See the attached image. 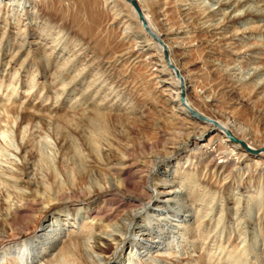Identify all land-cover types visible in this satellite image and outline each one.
<instances>
[{"label": "rangeland", "instance_id": "obj_1", "mask_svg": "<svg viewBox=\"0 0 264 264\" xmlns=\"http://www.w3.org/2000/svg\"><path fill=\"white\" fill-rule=\"evenodd\" d=\"M108 1L109 6L114 4L113 8L127 16V31L133 37L123 39V28L120 22L111 23V11L105 0H0V114L6 137V143L0 144V171L9 166L19 172L20 161H28L26 182L21 185L40 194L42 199L17 213L8 211L10 219L0 220V264L18 259L17 251H6L7 247L27 241L43 243L47 234L52 236L53 243L34 259L30 251L29 264L52 259L65 240L74 235L84 237L92 226L91 233L102 232L111 216L101 221L92 220L94 223L88 229L85 225L91 218L83 213V208L78 209L74 220L67 213L84 204L99 206L102 200L113 199L117 191L122 196L112 203L117 204L116 200L125 197L139 207L128 223L130 231L123 237L119 250L98 255L105 260L102 264H219L232 250L237 253L232 254L241 256L246 263L264 264V181L258 177L254 183L249 182L245 190L241 183L247 180L246 174L224 180L223 175L212 177L199 166L194 175L198 179L197 186L185 185L183 174L188 171L189 163H184L185 158L196 145L216 133L217 127L210 122L213 125L199 136H190L183 142L180 138L170 140L175 128L172 114L165 105L173 89L170 76L157 71L164 68L152 60L158 57V52L151 42L142 43L138 38L140 25L130 12L132 7L124 0ZM159 1L137 0L143 15L146 14L159 31L180 23L178 7L183 8V4L194 9L209 7L219 13L229 9L220 8L216 0ZM250 4L251 8H256L254 3ZM260 4H264V0H257V5ZM189 35L194 36L186 40ZM189 35H164V38L173 46L174 60L191 81L187 94L193 107L221 118L231 117L236 128L247 130L259 143H264V111L259 100L255 98L256 103H250L252 95L220 93L216 87L218 81L220 84L221 80L225 81V69L229 66L264 67V17L253 16L233 23L219 36L226 38L225 41L213 42L198 31ZM147 37L150 36L147 34ZM181 40L186 43L194 40V45L188 42L186 47H178ZM251 44L256 49L243 55ZM133 45L142 46L140 56L114 61L117 54ZM18 47H22L21 51L15 55ZM45 47L44 53L39 52ZM208 48L213 53H207ZM78 54L81 55L78 57ZM150 54L157 57L151 58ZM155 75L162 76L153 77ZM72 79L76 81L74 88L67 85ZM161 79L166 80L165 83H157ZM205 89V94L215 99L209 101L211 105L207 108L199 96V91ZM174 106L177 109V103ZM94 109L100 113L98 117L93 116ZM178 140L176 149L169 148ZM259 155L264 160V154L251 152L241 165L252 167V157ZM113 167L116 170L124 167L123 173L116 177L124 189L112 188L85 197L90 189L106 186L112 180L113 169L109 168ZM5 186L0 182V192ZM224 187L228 189L223 190ZM172 189L178 195L174 201L185 204L183 209L178 207L172 211L171 205L163 209L164 205L157 212L144 213L148 200L156 202L157 198H168L172 193L167 192ZM190 189L200 199L202 194L204 198L186 206L184 190ZM8 190L16 195L20 192L14 187ZM43 199L49 203L40 210ZM245 201L250 203L249 207ZM221 202L243 209V214L237 219L231 212L227 222H217L226 215L225 209L220 210ZM4 208L0 202V209ZM124 210L127 211L125 206ZM145 216L151 220L144 219ZM56 217L59 218L55 222L57 228L65 222L61 230L50 227L44 231ZM64 218L67 219L63 221ZM247 219L253 223L251 230H247L244 223ZM208 220L211 222L198 234L199 224ZM145 223L152 227L158 223L153 229L168 232L171 241H162L152 234L150 237L155 240L149 241L145 249L137 246L128 253L131 240L144 242L147 237V232L138 227ZM233 235H236L235 241H231ZM212 236L219 237L213 244L208 243ZM245 239H251L248 251L242 241ZM82 241L88 246L91 244L86 236ZM77 256L79 259L75 257L73 264H92L96 260L90 250Z\"/></svg>", "mask_w": 264, "mask_h": 264}, {"label": "bare ground", "instance_id": "obj_2", "mask_svg": "<svg viewBox=\"0 0 264 264\" xmlns=\"http://www.w3.org/2000/svg\"><path fill=\"white\" fill-rule=\"evenodd\" d=\"M183 1L184 0H180L181 3ZM212 1H215V0H212ZM124 2H126V4H128V6L131 7V5L126 0H124ZM156 2H160V1L156 0ZM105 3L107 6H109V3L111 2H109L108 0H105ZM215 3L218 4L220 8L221 7L229 8L228 11L219 13V11L215 12L214 10H211L209 7H205V8L195 7L196 9H194L189 4H183L181 5L183 6V8L178 7V12L180 13L179 14L180 23L176 25L175 27L174 26L166 27V29H164L163 31L157 30L151 23L148 16L144 14V19L148 27V30H145L144 27L142 26V23L138 20L132 8H130V12L132 13V16L138 21V24L140 25L139 26L140 35H138L139 36L138 38L141 39L142 43L151 42L153 47H155L156 51L158 52V57L155 54H150L149 56L151 58L157 57L155 59L152 58V60H156V63H158V65H161L162 68H164V70L161 69L157 71L162 72V75L164 72L170 76V80H171L170 84H172L173 89L172 90L169 89L170 93L168 95L166 94L168 97L165 103V105L167 104L168 111L172 114L171 116L172 121L175 125V128H173V130L170 133L171 134L170 140H173V138H175L174 140H177V138H180L181 140L180 142H183L185 138H189L190 136L201 135L208 127H211L213 124H215V126L217 127L216 133L211 135L205 142H201L200 144L196 145L193 151L190 153V156H187L185 158L184 163L186 164L189 162L186 167L188 171L185 172V174H183V177H185L184 181L186 182L185 185L191 183L192 186H197L195 185V183L197 182L198 179L197 178L195 179L194 175L197 173L199 166H202L206 170V173H211L212 177L223 175L224 180L237 178L239 176H242L243 174H246L247 180L241 183V187L246 190L248 189V183L249 182L254 183L258 177L261 178L262 181H264L263 156L259 155L257 157H252L251 159V162L253 164L252 167L250 166L248 167L247 164H245L244 166L241 165V162L243 161V159L248 157L252 151L245 150L241 148L239 145L232 142L225 135V132L223 129H228L229 131H231L233 136L245 142L247 146L252 150H259L263 148L264 143H259L260 141L258 142V140L254 136H252L247 130H243V129L239 130L238 128H236V122L231 117L221 118L217 114L216 115L206 114L202 110H199L193 107V105L188 99V94H187V90L191 87L190 85L191 81L185 74H183L182 72L183 69H181L180 66L174 60L172 56L173 46H171L166 41V38H164V35L165 37L167 35H182V34L189 35L190 32H192L193 34L194 32L198 31L210 37V39H212L213 42L217 40L218 42L223 41V40L225 41L226 38L224 37L219 38V36H221L223 32L226 29H228L233 23L243 22L253 16L264 17V4L257 5V0H216ZM250 3H254L256 5V8L255 9L251 8ZM113 7H116V6H114V4L113 6H109V10L111 11V15H112L111 23L120 22L121 24L120 28H123L121 35L123 39L128 40L129 38L133 37V34L127 31L128 29L127 24H126L127 19H125L127 16L125 17V15L121 11L116 10ZM141 10L143 13V9ZM235 11H238V12H235ZM145 32L150 37H147V34H145ZM135 35L137 34L135 33L134 36ZM193 36L194 35L187 36L186 40H188V38H192ZM215 36H218V38L217 37L214 38ZM236 41H239V40H236ZM188 42L193 43L192 45H194V40H189L187 41V43ZM187 43L182 42L181 40V42L179 43L180 46H178V44L176 46L186 47ZM0 44L2 43L0 42ZM216 44L218 43L216 42L213 45L215 46ZM21 48L22 47H18V49L16 50L14 54L18 55L21 51ZM45 49L46 47L43 49L40 48L39 52L44 53ZM255 49L256 47L251 44L245 50L243 55H249V52L251 53ZM141 51H142V46L140 47H138L137 45L130 46L122 50L121 53L117 54V56H115L116 59L114 61L119 62L121 59L128 58L133 55H136L138 57L140 56ZM207 53L211 54L213 53V50L211 48H208ZM80 55L81 54H78V57ZM54 58L55 57L53 56V59ZM169 65L172 66L169 68L170 70L167 68ZM225 71H226L225 75L227 77L226 76L223 77L225 81L223 82V80H221V84L218 81L219 86H216V87H219L218 91L220 93L229 92L230 94L231 93H238V94L245 93V94L252 95L253 99L251 100L249 99L250 103H256L255 98H257V100H259L260 106H262L261 110L264 111V67L262 66L260 68L252 67V69L251 68L238 69L233 66L232 67L229 66L227 69H225ZM162 75H155L153 77H158ZM177 75L179 76V78L176 77ZM165 81L166 80L161 79V80H158V82L157 81L156 82L160 84L163 82L165 83ZM226 81H229L230 84L226 85L227 84ZM75 82L76 81L72 79L69 82H67V85H71V88L72 87L74 88ZM235 83H238L236 84L237 86L235 85ZM205 93H206V89L202 90V92L199 91V96H200V99H202L204 107L207 108L209 107V105H211L209 101H213L215 99H213V97L210 98V96H207ZM182 95L184 97H182ZM176 103H177V106H176L177 109L174 106V104ZM175 109L177 113L174 112ZM92 113L94 114L93 115L94 117L96 116L98 117L100 114L96 109L92 110ZM181 114L184 116H181ZM200 116H202L204 119L201 118ZM1 119L2 118L0 114V144L1 142L6 143L5 132L2 130V127H1V123L3 122V120ZM210 122L213 124L211 125ZM178 144H179V140L178 142H172L169 148L176 149L179 146ZM15 149L22 150V147L20 148L16 147ZM148 159L150 158L148 157ZM20 163H21V166L17 167L19 169V172L14 171L13 168L9 166H5L3 172L2 170L0 171V182L6 185L8 188L14 187L20 191L19 194L16 195L13 192L9 191L8 188H6V186L4 190L1 189L2 191L0 192V202H2L5 205L4 209H0V220L1 221L2 219L4 220L10 219L11 216H10V213H8V211L17 213L21 210L26 209L28 204L33 203L37 201L38 199L40 200L41 198L40 194H37L36 192L31 191L26 186L23 188L24 185L23 186L21 185L22 184L21 182H26L24 181V177L28 175L29 163L28 161H25V160L24 161L21 160ZM109 164H111V162ZM142 165L144 164L142 163ZM123 168L117 169V170L114 167L109 168V169H113L112 180L110 179V181L108 182L106 186L99 187L97 189H90L85 195V197L91 194L97 193V192L107 191L112 188L124 189L122 182L118 178H116L123 173L122 172ZM189 169H191L190 172H189ZM17 174L18 176H21V177L20 178L12 177V175H17ZM229 182L227 183L228 185H229ZM226 188L227 187H224L223 190H225ZM184 192H186L185 193L186 206H189L193 204L194 202L198 200H202V198H204L203 194L201 196V199L197 197L196 193H194V191L191 189L190 191L184 190ZM161 193H166V192H161ZM167 193H172V194L168 198H164V199L162 198L160 200L157 198L156 202H151V200H148L146 202V208L144 210V213L147 212L146 215H148L149 212H157L158 209H162V208L165 209L166 207H169V205H171L170 209H172V211H175V208H178V207L182 208L185 205L179 202V200L174 201V198L177 197L178 195L175 194V191L173 189L169 190ZM120 195L122 196V194H120V192L117 191V193L113 195V199L102 200L103 204L101 203L99 206L97 205L95 206V204H89V205L84 204L78 207L77 210H72L71 213H67V215H71L72 216L71 219L74 220L78 216V209L83 208L82 209L83 213L91 218V220L89 219L90 221L86 222V225H85V227H87L88 229L92 226V223H94V222L91 223V221L94 219H96V221H99V220L101 221L110 216L111 218L107 220L108 222L103 225L102 232L100 233L92 232L91 233V229L93 226L91 227L90 230L85 231V234L83 235H85L86 238L91 239V244L89 246L84 241H82L83 238H85V236L83 237L81 235H74L73 237L65 240L64 245L58 248L55 256L52 259H46L45 260L46 262H42V264H73L75 257L76 259H79L78 258L79 256L77 255L87 250H90L92 254L94 255V257H96V260L92 262V264H102L105 262V260H101L100 257L98 258V255H101V254L105 255L106 253H109V254L116 253L119 250L123 237L127 234V232L130 231V226L128 223L131 221L132 217L135 215L136 209L139 207L137 206L138 204H135V205L133 204L134 201H131L130 199H127L125 197H122V199L116 200L118 202L117 204L112 203V201L115 200ZM159 201H162V205H159ZM259 202L261 201L259 200L258 203ZM48 203H49V200L46 201L45 199H43V202L40 205L41 206L40 210L44 209ZM218 203L219 202L216 200L215 204L218 205ZM248 203H249L248 201L244 202V204L249 207L250 203L249 204ZM220 204H222L220 210L225 209L226 215L225 217H219L217 222H220V221L227 222L229 219H231V216H229L231 212L237 216V219L241 215V213L243 214V209L241 210L237 206L229 207L227 204L222 203V202ZM124 206L127 211L124 210ZM161 206H164V207L161 208ZM66 219L67 218H64L62 220L65 221ZM111 219H114L115 221L112 222ZM144 219L151 220L148 218V216H145ZM58 220L59 218L57 217L51 219L50 223H48L44 227V231H46V229L47 228L49 229L50 227L51 228L53 227L54 230H59V229L61 230V227L63 226V224H65V222L61 224L62 226L57 228V224L55 222ZM210 222H211L210 220H208L207 222L206 221L201 222L199 224L200 229L198 230V234H201V232L203 231L202 229H204L206 225L209 224ZM244 223L246 224L247 230L249 229L251 230V226L253 223L248 219ZM135 226H137V224ZM157 226H158V223L154 225V227H157ZM138 227H139V230H142V231L144 230L147 232L146 234L147 237L144 238V242L136 241L135 243H133L134 241L131 240L128 243L129 245L128 253L132 252V250H134L137 246H138V249L140 248L145 249L149 241H154L155 240L154 238L156 237L160 238L162 241L169 239L168 232H160L159 228L157 230H154L153 229L154 227L148 226V224L146 223L142 225L140 224V226ZM247 230L245 231L248 232ZM152 234H154L153 239L150 237ZM217 238L219 237L212 236L208 243H212V244L215 243L216 241H218ZM235 238H236V235H233V238L231 239V241H235ZM45 240L46 242H43V243L37 242V244H35L33 243V241H27V242H22L19 245L16 244L14 245V247L13 246L7 247L6 251L9 250V251H12V253H15V251H17L16 257H18V259H13V261L8 260L5 262V264H29L30 260L32 259L31 257H29V254H28L30 251L34 253V257H33L34 259L37 255L45 253L47 248L53 243L52 236H48V234ZM170 241L171 240L169 239L167 242L169 243ZM242 241L246 243V247H245L246 251L250 250L251 239H248V240L245 239ZM11 247L14 249H12ZM232 252L236 253L233 250L230 251L229 252L230 255L226 258H222L219 264H250V263H246L245 260L241 256H236L232 254ZM263 253H264V250H263ZM22 258H24V260Z\"/></svg>", "mask_w": 264, "mask_h": 264}, {"label": "water", "instance_id": "obj_3", "mask_svg": "<svg viewBox=\"0 0 264 264\" xmlns=\"http://www.w3.org/2000/svg\"><path fill=\"white\" fill-rule=\"evenodd\" d=\"M131 7L134 10V13L136 14L138 20L142 23V26L145 28V30H148L147 24L145 22L144 19V15L142 13L141 7L139 6V3L137 2V0H126ZM166 53V51H165ZM182 97H184L182 95ZM192 111V110H191ZM193 112V111H192ZM194 113V112H193ZM201 118H203L202 116H200ZM204 119V118H203ZM225 132V135L235 144L239 145L241 148L245 149V150H251L253 153H258V154H264V148L259 149V150H252L250 149L247 144L239 139H237L235 136L232 135L231 131H229L228 129H223Z\"/></svg>", "mask_w": 264, "mask_h": 264}]
</instances>
